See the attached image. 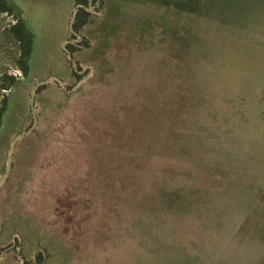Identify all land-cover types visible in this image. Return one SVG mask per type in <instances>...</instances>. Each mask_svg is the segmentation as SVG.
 <instances>
[{
    "label": "rangeland",
    "instance_id": "1",
    "mask_svg": "<svg viewBox=\"0 0 264 264\" xmlns=\"http://www.w3.org/2000/svg\"><path fill=\"white\" fill-rule=\"evenodd\" d=\"M12 1L33 50L25 76L0 13V264H219L264 236V0H96L75 38V0Z\"/></svg>",
    "mask_w": 264,
    "mask_h": 264
},
{
    "label": "trees",
    "instance_id": "2",
    "mask_svg": "<svg viewBox=\"0 0 264 264\" xmlns=\"http://www.w3.org/2000/svg\"><path fill=\"white\" fill-rule=\"evenodd\" d=\"M76 10L74 19L72 21L73 33L71 37H77L82 27L90 21L91 13L88 8L91 4H95L96 0H75ZM7 12L15 16L16 22L11 25V32L20 43V56L17 59V63L23 75L27 76L30 71V56L33 50V33L27 27L24 18L22 17L21 9L12 0H0V13ZM80 44V42H79ZM81 44H87L86 40L81 41ZM65 49L68 53L72 54L74 51L79 49V46L72 43H67ZM78 68L73 70V74L80 76ZM18 78L14 74L5 73L0 79V88L9 90L16 84ZM39 89V88H38ZM8 94L4 93L0 98V125L2 123L3 115L7 107ZM41 258V254H37V259ZM23 264H29L24 261Z\"/></svg>",
    "mask_w": 264,
    "mask_h": 264
},
{
    "label": "crops",
    "instance_id": "3",
    "mask_svg": "<svg viewBox=\"0 0 264 264\" xmlns=\"http://www.w3.org/2000/svg\"><path fill=\"white\" fill-rule=\"evenodd\" d=\"M182 1V0H180ZM185 0H183L184 2ZM260 234V233H253ZM246 242L235 243L232 255L219 264H264V236L246 237Z\"/></svg>",
    "mask_w": 264,
    "mask_h": 264
},
{
    "label": "water",
    "instance_id": "4",
    "mask_svg": "<svg viewBox=\"0 0 264 264\" xmlns=\"http://www.w3.org/2000/svg\"><path fill=\"white\" fill-rule=\"evenodd\" d=\"M71 26H72V22H71ZM73 30V29H72ZM52 78H54L56 81H58L59 83L62 84V80L59 79L58 77L56 76H53V77H49L45 80H41L39 82H37L34 86V89H33V92H32V104L34 105V102H35V92L36 90L38 89L39 86L47 83L49 80H51ZM35 122H36V118H35ZM16 142H17V139L13 142L11 148H10V154H9V166L11 165L12 163V157H13V152H14V148H15V145H16Z\"/></svg>",
    "mask_w": 264,
    "mask_h": 264
},
{
    "label": "built area",
    "instance_id": "5",
    "mask_svg": "<svg viewBox=\"0 0 264 264\" xmlns=\"http://www.w3.org/2000/svg\"><path fill=\"white\" fill-rule=\"evenodd\" d=\"M16 22V19L15 20H13V24Z\"/></svg>",
    "mask_w": 264,
    "mask_h": 264
},
{
    "label": "flooded vegetation",
    "instance_id": "6",
    "mask_svg": "<svg viewBox=\"0 0 264 264\" xmlns=\"http://www.w3.org/2000/svg\"><path fill=\"white\" fill-rule=\"evenodd\" d=\"M24 263V262H23Z\"/></svg>",
    "mask_w": 264,
    "mask_h": 264
}]
</instances>
